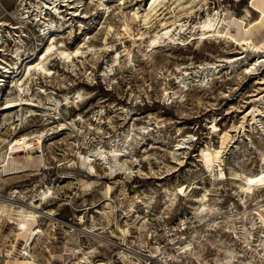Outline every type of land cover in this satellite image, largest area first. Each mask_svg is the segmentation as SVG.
Returning <instances> with one entry per match:
<instances>
[{
	"label": "rangeland",
	"instance_id": "374dc122",
	"mask_svg": "<svg viewBox=\"0 0 264 264\" xmlns=\"http://www.w3.org/2000/svg\"><path fill=\"white\" fill-rule=\"evenodd\" d=\"M54 1L0 0V264H264L230 178L264 167V0ZM49 36L82 53L27 76Z\"/></svg>",
	"mask_w": 264,
	"mask_h": 264
},
{
	"label": "bare ground",
	"instance_id": "6f19581e",
	"mask_svg": "<svg viewBox=\"0 0 264 264\" xmlns=\"http://www.w3.org/2000/svg\"><path fill=\"white\" fill-rule=\"evenodd\" d=\"M169 1H171V0H150L149 1L148 11L145 12L146 14L144 16V22H143L144 27H148L149 26V23H151V21H152L153 18L159 17V15L162 14L164 10H166V8H167L166 3H168ZM43 2L46 4V0H43ZM52 3L54 4V3H56V1L52 0ZM165 15H166V13H165ZM134 16H136V15H134ZM133 19H134V17H133ZM217 26H218V23L216 22V19H214V18H210L209 19L208 18V20L204 21L203 24H201V26L200 25L199 26H196L194 32L195 31L201 32L200 33V36L201 37H199V38L211 37V36H213V35L216 34V28H217ZM164 38H165V36H164ZM194 38H198V37L193 36L192 39H194ZM140 39H141V37H138L136 40H133V41L136 43V41H138ZM48 40L49 41L51 40L50 41V45H48L46 47V49H45V51L43 52L42 55L40 54L41 56L39 58V61L35 62L34 64H28L25 67V73H26L27 76H29L31 74V71L32 70H35L36 71V69H38V70H41L42 71L43 69H45V68H43L44 65H42V62L44 60H46L47 57L50 56V54H52V53H57L59 55V58L62 59L63 62H67V63H71V61L73 60V58L79 57L80 54L82 53L79 50V47L76 48V49H74L73 51H67L64 48H62L63 45L61 44L62 47L61 48H57L56 47V44L54 45L55 39L53 37L50 38V36H49ZM155 42L152 41V43L150 44V46L152 48L155 47V45H157ZM59 45H60V43H59ZM44 63H46V62H44ZM251 69L256 70L257 68L254 66V67H251L249 70H251ZM19 101H21V100H19ZM18 104L19 105L20 104H27V102L12 103V104L10 103V104L6 105V107L15 106V105H18ZM256 111H258V110H256ZM260 114H261V112L258 111V113H256L255 115H253L254 116L253 118L255 119V122H257L256 116H258ZM252 124H254V123H252ZM212 127H214V126H212ZM260 129H261V131H264V125H261V128ZM217 131H219V128L216 126V132ZM243 131H245V130L243 129ZM262 133H264V132H262ZM23 140H25V138L22 137V140L21 141H23ZM13 141H14L13 142V145H16V143H18L19 139H15ZM21 144H23V142ZM251 147H253V146H251ZM235 148L237 149V147H235ZM201 152H202L203 160H204V163H205L206 167H210L211 164L213 163L210 152L207 151V150H203ZM261 162H262V164H264V158H262V161ZM89 166H90V163H89V160H88V167ZM230 178L233 179V180H236V181H240V187L242 188V190H244L247 193H252L253 188L255 186H264V167H261V170L257 174L244 175V174H241V173H238V172H232ZM216 179L217 180H223L224 179V175H223V172H222V168H221L220 165H217V164H216ZM261 206H264V204L259 205V207H261ZM202 209L206 210L204 206H202ZM261 210H264V208H261ZM201 212H202V210H201ZM257 213H258L261 221L264 222V216L261 215L262 213L261 214L259 212H257ZM21 218H22L21 219L22 220L21 221V225H23L25 223L24 221L26 220V215L23 216V217H21ZM22 264H32V263L31 262H28V261H24Z\"/></svg>",
	"mask_w": 264,
	"mask_h": 264
}]
</instances>
